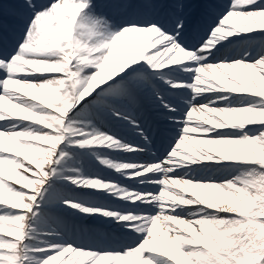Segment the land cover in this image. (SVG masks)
<instances>
[{
	"label": "snow or ice",
	"instance_id": "obj_1",
	"mask_svg": "<svg viewBox=\"0 0 264 264\" xmlns=\"http://www.w3.org/2000/svg\"><path fill=\"white\" fill-rule=\"evenodd\" d=\"M0 264H264V0H0Z\"/></svg>",
	"mask_w": 264,
	"mask_h": 264
},
{
	"label": "rangeland",
	"instance_id": "obj_2",
	"mask_svg": "<svg viewBox=\"0 0 264 264\" xmlns=\"http://www.w3.org/2000/svg\"><path fill=\"white\" fill-rule=\"evenodd\" d=\"M6 22H7L9 25H11V24L13 23L12 20H11L10 18H6ZM194 22H195V15L193 16V23H194ZM104 175H105V178H109V177L107 176L106 173H105ZM84 226L87 227V228L92 229V230L95 231V232H104V231H106L105 226L100 225V224H98V223H96V222H92V221H87V222H85V225H84ZM98 226H101V227L104 228V229H100Z\"/></svg>",
	"mask_w": 264,
	"mask_h": 264
}]
</instances>
